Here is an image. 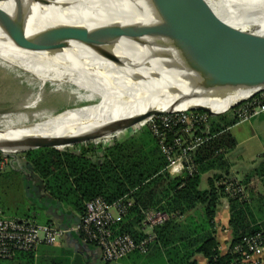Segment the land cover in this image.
Masks as SVG:
<instances>
[{
    "label": "bare ground",
    "instance_id": "bare-ground-1",
    "mask_svg": "<svg viewBox=\"0 0 264 264\" xmlns=\"http://www.w3.org/2000/svg\"><path fill=\"white\" fill-rule=\"evenodd\" d=\"M184 1L172 0L173 5ZM206 1L224 21L244 29L261 26L259 32L264 34V0ZM14 4L28 21L17 17ZM32 4L28 8L24 0L0 1V41L11 50L7 53L16 59L26 53L36 55L42 61L33 58L26 62L34 66L31 73L45 81L58 77L50 63L67 66L78 84L103 100L0 135V148L6 153L33 146L25 141L28 137L119 130L140 122L137 116L147 111L181 112L204 105L223 112L255 91L246 88L232 72L179 57L173 45L157 36H142L141 42L122 37L92 45L73 38L105 27L125 30L134 24L163 22L159 0H34ZM204 8L209 15V8ZM59 24L69 30L67 46L59 45L52 34ZM212 78L228 81L234 88L207 86L204 82ZM148 118L150 121L152 116L145 120Z\"/></svg>",
    "mask_w": 264,
    "mask_h": 264
},
{
    "label": "trees",
    "instance_id": "trees-1",
    "mask_svg": "<svg viewBox=\"0 0 264 264\" xmlns=\"http://www.w3.org/2000/svg\"><path fill=\"white\" fill-rule=\"evenodd\" d=\"M211 118L215 123L214 117ZM226 120L225 124L213 125L208 140L194 152L196 171L184 176L174 177L168 173L167 159L153 134L151 146L143 151L141 148L144 153L137 156L129 151L136 146L134 141H117L106 147L102 155H96V150L91 146L79 153L55 147H40L27 150L20 157L29 162L35 174L44 180L42 192L45 196H52L51 203L60 202V209L63 206L71 209L66 211L67 214L74 210L79 216L83 215L86 203L96 196H102L108 203L120 198L131 200L129 213L122 224L117 226L120 231L129 232L135 239H140L146 235L138 230L143 225L145 210L157 209L169 213L167 221L153 228L156 238L150 244V250L156 256H164L166 264H198L197 254H202L207 259V264H234L239 256L231 251V247L244 235L256 232L264 234V194L259 195L257 201L252 197L240 199L230 195L223 183L233 178L229 173L214 174L207 180L208 187L200 188L201 174L211 166L224 164L225 152L236 146L229 126L237 119ZM124 149L131 155L125 154ZM5 156L0 151V160ZM6 171L8 170L0 171V174ZM253 174L260 176L264 184V162L254 169ZM18 175L26 199L33 200L38 205L47 201L36 195L38 182H32L33 185L27 188L23 174L18 172ZM250 178L248 176L240 183L246 185ZM224 197L231 204L230 225L233 238L230 250L222 254L215 236V217ZM260 213H263L262 221ZM10 216L36 221L26 204L21 212ZM66 221L70 224L73 222L71 217H67ZM33 252L20 251L11 259L21 255L28 256ZM134 253L141 259L144 254L139 251Z\"/></svg>",
    "mask_w": 264,
    "mask_h": 264
},
{
    "label": "water",
    "instance_id": "water-1",
    "mask_svg": "<svg viewBox=\"0 0 264 264\" xmlns=\"http://www.w3.org/2000/svg\"><path fill=\"white\" fill-rule=\"evenodd\" d=\"M33 1L34 0H24V3L29 8L31 5L33 6ZM227 1L231 2L233 0ZM20 2H22V0H20ZM159 6L164 12L163 22L134 24L125 30L105 27L96 32L76 35L73 38L87 45H92L114 41L122 37L141 42L142 36H157L163 42L173 45L175 54L179 57H184L193 63L203 66H213L221 70L232 72L240 78V82L244 84L246 88L255 90L250 97L240 99L231 104L223 112H215L210 107L204 105H198L192 108L205 111L211 116L226 113L264 90V34L259 32L262 28L261 26L256 29H244L232 25L215 14L206 0H190V2L185 0L184 3L175 5H173L172 0H159ZM204 6L209 8V15ZM13 10L18 18L24 21L29 20V17L17 4H14ZM68 31L66 26L60 24L53 27L52 34L59 45L67 46V40L70 39L67 37ZM204 83L210 87L234 88L232 83L218 78L208 79ZM164 113H171V111H147L139 114L137 118L138 121H140L147 117ZM135 123L138 122H132L119 130ZM116 131L118 130L106 129L82 135H63L52 138L42 136L28 137L25 141L34 145L22 151L40 147H55L61 149L59 146L65 143L88 140L101 135L103 136L104 133L108 134ZM46 139L51 142L45 141ZM0 151L6 156H10L13 160L16 158L18 159V156L9 155V152L6 153L1 148ZM20 164H22L20 168L23 167L21 171L23 172L25 186L28 188V186L33 185L32 182H38L39 188L37 189L36 195L46 198L47 201L43 203L44 205H38L35 201L34 203L51 213L54 217L53 223L60 228L68 229L73 223H78L80 221V216L73 212L67 214L63 209H60L62 208L60 202L55 204L51 203L53 199L52 196L50 194H46L45 196L42 192L44 189V180L35 174L29 162L22 160ZM173 176L177 177L178 175L176 174ZM26 192H28L27 189ZM27 195L31 197L28 193ZM67 217L72 218L73 222L71 224L69 221H66ZM63 238H66L75 249H79L81 252L87 253L90 251V243L83 241L77 231L67 230ZM98 248L100 249V247Z\"/></svg>",
    "mask_w": 264,
    "mask_h": 264
},
{
    "label": "built area",
    "instance_id": "built-area-1",
    "mask_svg": "<svg viewBox=\"0 0 264 264\" xmlns=\"http://www.w3.org/2000/svg\"><path fill=\"white\" fill-rule=\"evenodd\" d=\"M236 109L240 120L263 113L264 90ZM203 114L208 115L201 110H187L156 116L152 129L167 159L166 170L172 176H184L196 171L194 152L210 135L205 123L207 117ZM22 160L23 157L13 160L5 156L0 160V171ZM223 183L230 195L247 198L244 185L239 180L232 178ZM131 206L132 201L125 198L108 203L102 196H96L86 203V211L80 216V221L68 229L60 228L53 222L41 223L6 216L0 209V260L11 259L20 251H35L41 244L53 245L63 238L67 230L77 231L83 241L100 247L102 258L107 262H117L134 251L147 253L156 238L153 228L167 221L170 214L157 209L145 210L143 222L150 231L144 237L135 239L117 226L118 221L127 216ZM231 251L239 256L234 264H264V234L256 232L244 235L231 247Z\"/></svg>",
    "mask_w": 264,
    "mask_h": 264
},
{
    "label": "rangeland",
    "instance_id": "rangeland-1",
    "mask_svg": "<svg viewBox=\"0 0 264 264\" xmlns=\"http://www.w3.org/2000/svg\"><path fill=\"white\" fill-rule=\"evenodd\" d=\"M7 52L11 53V50L0 41V135L14 132L21 127L39 122L48 117L57 115L58 113H62L65 110L92 106L101 103L103 100V97L99 94L93 92L84 85L78 84L73 77L68 74L67 71L69 67L57 64L56 62L50 63V67L58 77L45 81L34 76L31 73L34 66L26 62L27 60H33V58L42 61L40 58L34 54L26 53L25 55H19V60ZM236 108L237 106L217 116H211L204 111L208 114L203 115L207 117L205 123H207L209 131L212 130L214 124H225L227 121L226 119L235 118L239 120ZM156 116L157 115L152 116L150 121L149 118L147 120H141L134 125L118 130L119 132L104 133L103 136L65 143L59 147L79 153L85 147L91 146L96 150V155H102L106 147L117 141H134L136 146L131 147L129 151L133 156H137L143 154L144 152L142 151L151 146V136H155L152 126ZM211 117H214L215 123H213ZM252 122L256 130L262 132L260 137L262 139L264 137V116L253 119ZM246 124L247 122L241 125ZM245 145L247 146V144ZM129 151L124 149L125 154H129ZM260 151L261 147L258 144V140H254L251 149L247 147L243 152L240 148H236L230 155L233 157L236 156V160L241 159L245 164H249L259 158L258 153ZM23 152L25 151L16 153L9 152V155H16L19 159ZM21 166L22 164L16 161L12 166L5 169L8 171L0 174V209L6 216L21 212L25 204L27 209H30L31 215H34V209L29 207L32 201L25 198L21 179L18 175V172L21 174L23 173L21 171L23 167L20 168ZM201 187H207L206 176L203 177ZM244 188L246 197H252L253 200L256 199L257 201V197L262 190V184L259 179L255 177V174H252V180L247 186L244 185ZM38 221L41 220L38 219ZM134 252L131 254L133 255L131 260L122 261L120 264H146L141 258H137V253ZM117 262L113 263L116 264Z\"/></svg>",
    "mask_w": 264,
    "mask_h": 264
},
{
    "label": "crops",
    "instance_id": "crops-1",
    "mask_svg": "<svg viewBox=\"0 0 264 264\" xmlns=\"http://www.w3.org/2000/svg\"><path fill=\"white\" fill-rule=\"evenodd\" d=\"M261 116H264V112L251 117L250 119H239L234 124L229 126V130L236 140V146L231 150L225 152V156L223 159L224 164L221 163L216 164L215 166H211L208 170L201 174V189H206L208 187V183L206 188L201 187L203 177L206 176L207 182L209 177L217 173H229L231 177L239 181L245 180L246 177L251 176L250 181L252 180L254 169H256L262 162H264V137L262 139L260 138L262 132H258V130H256V128L254 127V123L252 122L253 119ZM246 122V125H241ZM254 140H258V144L261 147V151L258 153L259 158L257 160H254L249 164H245V162L241 161V159L236 160V156L233 157L232 155H230V153L236 148H240V150L243 152L245 148L247 149V147L251 149L253 147ZM245 144H247V146ZM255 177L258 178L260 183L262 184V190L260 191L259 195H263V180L257 174H255ZM250 181L246 184V186L250 183ZM31 206L34 209V220L41 223H45L46 221L54 222V217L51 215V213L47 212L46 209L37 206L33 200ZM230 206V202L227 198L224 197L221 199L216 211L215 236L219 242V249L222 254L230 250L233 238V229L230 225ZM63 210L64 212L71 211V209L67 206H63ZM72 212L79 216L76 211L73 210ZM259 217L261 219L260 221H262L261 217H263V213H260ZM38 219H40L41 221H38ZM123 219L119 220L118 224H122ZM138 230L142 233H147L150 231L149 227L145 225L144 222L143 225L139 226ZM132 256L133 255L131 254L126 256L125 258L121 259V261L119 260L120 262H117L116 264H120L125 260H131ZM196 258L198 260V264H207V259L202 254H197ZM142 260L146 264H166L164 256H156L153 250H149L146 254H143ZM28 262H33V264H115L113 262H107L102 258L101 251L97 245L90 244V251L84 253L79 249H75L74 246L70 244L66 238L60 239L53 245L41 244L31 255H21L15 259L13 258L11 260L0 261V264H28Z\"/></svg>",
    "mask_w": 264,
    "mask_h": 264
},
{
    "label": "flooded vegetation",
    "instance_id": "flooded-vegetation-1",
    "mask_svg": "<svg viewBox=\"0 0 264 264\" xmlns=\"http://www.w3.org/2000/svg\"><path fill=\"white\" fill-rule=\"evenodd\" d=\"M30 201H32V200H30ZM29 207H30V208L32 207V206H31V203H30Z\"/></svg>",
    "mask_w": 264,
    "mask_h": 264
},
{
    "label": "clouds",
    "instance_id": "clouds-1",
    "mask_svg": "<svg viewBox=\"0 0 264 264\" xmlns=\"http://www.w3.org/2000/svg\"><path fill=\"white\" fill-rule=\"evenodd\" d=\"M173 171H176V169H174Z\"/></svg>",
    "mask_w": 264,
    "mask_h": 264
}]
</instances>
